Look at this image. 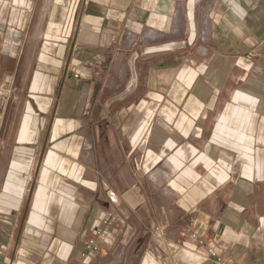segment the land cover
<instances>
[{"label": "crops", "instance_id": "obj_1", "mask_svg": "<svg viewBox=\"0 0 264 264\" xmlns=\"http://www.w3.org/2000/svg\"><path fill=\"white\" fill-rule=\"evenodd\" d=\"M208 247L264 264V0H0V264Z\"/></svg>", "mask_w": 264, "mask_h": 264}, {"label": "built area", "instance_id": "obj_2", "mask_svg": "<svg viewBox=\"0 0 264 264\" xmlns=\"http://www.w3.org/2000/svg\"><path fill=\"white\" fill-rule=\"evenodd\" d=\"M12 6H24L27 0H10ZM107 226H112L115 223H118V218L113 213L110 214L109 219L105 221ZM99 236L101 238H104L106 236V233L104 231L99 232ZM203 243V242H202ZM203 245L206 246V243H203ZM102 248V243L97 240L96 238H91L89 241V244L87 245L86 249L97 252ZM208 252L211 256L210 261L211 264H234L228 257H224L221 255H218L214 248L208 247ZM86 251L83 253V256H85Z\"/></svg>", "mask_w": 264, "mask_h": 264}, {"label": "rangeland", "instance_id": "obj_3", "mask_svg": "<svg viewBox=\"0 0 264 264\" xmlns=\"http://www.w3.org/2000/svg\"><path fill=\"white\" fill-rule=\"evenodd\" d=\"M71 1L72 0H53V2L55 4H69V5L71 4ZM27 2H28V0L26 1V3ZM12 27H14V26H11L10 28L13 29ZM61 37H62V35H61V26H59L56 23L50 24L48 30L45 33H41L39 35V40H40V43H41L40 50H42L44 52H49V53L53 52L52 50L54 48H50V47H52V45H54V44H57V43L61 42V40H60ZM49 42H51L53 44H49ZM42 46L44 47V49L42 48ZM152 96H153V93H150L149 100L151 102L153 101V104L156 103L158 105L160 103V101H158V99L155 101V98H152Z\"/></svg>", "mask_w": 264, "mask_h": 264}]
</instances>
